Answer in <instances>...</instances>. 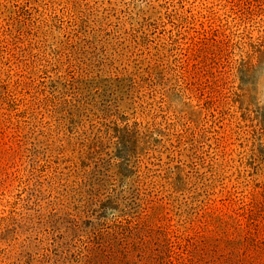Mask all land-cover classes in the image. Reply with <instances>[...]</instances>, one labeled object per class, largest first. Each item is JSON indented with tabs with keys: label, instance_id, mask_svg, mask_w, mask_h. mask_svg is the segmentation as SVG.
Returning <instances> with one entry per match:
<instances>
[{
	"label": "rangeland",
	"instance_id": "374dc122",
	"mask_svg": "<svg viewBox=\"0 0 264 264\" xmlns=\"http://www.w3.org/2000/svg\"><path fill=\"white\" fill-rule=\"evenodd\" d=\"M0 264H264V0H0Z\"/></svg>",
	"mask_w": 264,
	"mask_h": 264
}]
</instances>
